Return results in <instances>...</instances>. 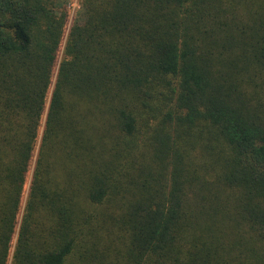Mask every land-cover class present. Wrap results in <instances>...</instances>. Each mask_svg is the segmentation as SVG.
<instances>
[{
    "label": "trees",
    "instance_id": "trees-1",
    "mask_svg": "<svg viewBox=\"0 0 264 264\" xmlns=\"http://www.w3.org/2000/svg\"><path fill=\"white\" fill-rule=\"evenodd\" d=\"M80 9L0 0V264H264V0Z\"/></svg>",
    "mask_w": 264,
    "mask_h": 264
},
{
    "label": "rangeland",
    "instance_id": "rangeland-1",
    "mask_svg": "<svg viewBox=\"0 0 264 264\" xmlns=\"http://www.w3.org/2000/svg\"><path fill=\"white\" fill-rule=\"evenodd\" d=\"M62 4L65 6V9L67 11V22H66V27H65V36H64V41L66 39V36L70 30V27L72 24L76 21L79 20V15H80V8L79 4L81 0H61ZM64 43V42H63ZM62 56V51L59 53V59ZM30 179V176L28 177V181Z\"/></svg>",
    "mask_w": 264,
    "mask_h": 264
},
{
    "label": "built area",
    "instance_id": "built-area-1",
    "mask_svg": "<svg viewBox=\"0 0 264 264\" xmlns=\"http://www.w3.org/2000/svg\"><path fill=\"white\" fill-rule=\"evenodd\" d=\"M79 8H81V2H80V4H79Z\"/></svg>",
    "mask_w": 264,
    "mask_h": 264
}]
</instances>
